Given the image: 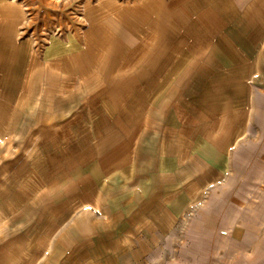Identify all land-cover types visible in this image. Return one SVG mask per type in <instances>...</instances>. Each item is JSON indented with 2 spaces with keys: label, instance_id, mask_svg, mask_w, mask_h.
<instances>
[{
  "label": "rangeland",
  "instance_id": "obj_1",
  "mask_svg": "<svg viewBox=\"0 0 264 264\" xmlns=\"http://www.w3.org/2000/svg\"><path fill=\"white\" fill-rule=\"evenodd\" d=\"M258 249L264 0H0V264Z\"/></svg>",
  "mask_w": 264,
  "mask_h": 264
},
{
  "label": "crops",
  "instance_id": "obj_2",
  "mask_svg": "<svg viewBox=\"0 0 264 264\" xmlns=\"http://www.w3.org/2000/svg\"><path fill=\"white\" fill-rule=\"evenodd\" d=\"M217 207L215 206L214 208H212L211 209V213L212 214H214V215H212V216H210L211 218H216L215 217V209H216ZM201 210V209H200ZM202 210H203V208H202ZM198 214H200V215H196L194 218H192V219H197V218H200V216H203V212H201V211H199V212H197ZM209 216H208V218H210ZM191 219V220H192ZM192 224H194V225H196V223H195V221L194 220H192ZM224 227H225V225H223ZM198 229H199V231H198ZM243 234H242V233ZM203 233H206V231L204 230V229H202V228H197V229H195V231L194 230H192V229H190V232H188V234H198V235H200V234H203ZM232 235H234V237H232L234 240H236V241H242V240H244V244H245V238H246V240L249 238V235H248V231H247V233L246 232H243L242 230H240V229H236V230H234L233 231V234ZM241 239V240H240ZM190 244V243H189ZM191 245V247H193V250H195V249H198V250H200V245H199V243H195V244H190ZM204 251V250H203ZM261 252V250L260 249H258V252L257 253H251V255H250V257H246V255L245 254H243V253H241L240 254V257L241 256H243V259H247V263H245V264H264V256L262 257V258H259V261L258 262H256L255 263V261H256V256L258 257V254ZM186 259H187V256H185L184 255V257H183V261H182V263L181 264H185V262H184V260L186 261ZM189 264V263H188ZM192 264H201V260H196L194 263H192Z\"/></svg>",
  "mask_w": 264,
  "mask_h": 264
}]
</instances>
